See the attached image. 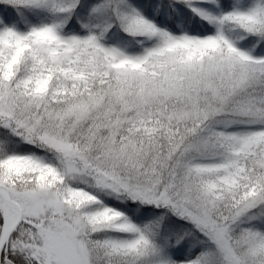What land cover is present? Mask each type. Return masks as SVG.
Returning <instances> with one entry per match:
<instances>
[{"label":"snow or ice","instance_id":"1","mask_svg":"<svg viewBox=\"0 0 264 264\" xmlns=\"http://www.w3.org/2000/svg\"><path fill=\"white\" fill-rule=\"evenodd\" d=\"M0 264H264V0H0Z\"/></svg>","mask_w":264,"mask_h":264}]
</instances>
